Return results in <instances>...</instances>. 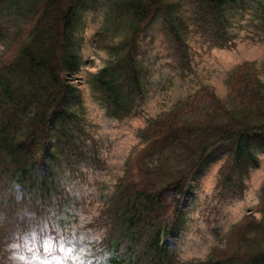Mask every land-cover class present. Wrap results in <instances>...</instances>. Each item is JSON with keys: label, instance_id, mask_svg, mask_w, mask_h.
<instances>
[{"label": "trees", "instance_id": "trees-1", "mask_svg": "<svg viewBox=\"0 0 264 264\" xmlns=\"http://www.w3.org/2000/svg\"><path fill=\"white\" fill-rule=\"evenodd\" d=\"M6 0H0V9ZM188 2L195 24L229 40L225 12L242 0H109L104 43L108 59L88 84L108 117L132 116L146 99L138 60L141 34L158 18L170 37L180 67L189 69L188 24L176 8ZM96 0H35L29 5L25 36L0 60V205L58 207L57 167L64 157L86 153L81 119L71 111L77 87L67 79L80 64L74 50L77 25ZM264 30V2L259 4ZM112 32V33H113ZM103 38V33L97 36ZM241 65L230 77L229 106L204 87L169 112L150 119L139 134L140 147L126 162L124 176L111 195V227L103 241L109 264H177L167 240L181 217L191 184L221 155L218 172L224 194L241 196L250 169L264 154V82ZM84 152V153H83ZM91 153V154H89ZM21 190L14 198L15 187ZM2 190V191H1ZM9 193H5V192ZM255 212H259L258 219ZM255 212L227 233L225 245L203 264H264V186Z\"/></svg>", "mask_w": 264, "mask_h": 264}, {"label": "rangeland", "instance_id": "rangeland-1", "mask_svg": "<svg viewBox=\"0 0 264 264\" xmlns=\"http://www.w3.org/2000/svg\"><path fill=\"white\" fill-rule=\"evenodd\" d=\"M35 0H6L0 9V60L27 31L30 3ZM94 9L83 13L77 25L79 41L74 53L79 68L67 79L77 87L71 111L81 119L87 152L96 149L98 162L91 156L64 157L57 167L58 207L0 205V264H109L103 241L111 227V195L126 171V162L140 147V132L150 119L163 115L191 98L204 87L229 106L228 83L241 65L264 82V30L259 4L264 0H242L226 9L225 31L229 40L217 46V37L195 24L194 8L188 2L176 8L188 24L186 41L189 69L180 67L170 37L158 18L140 36L141 62L146 99L130 117L114 119L88 84L90 74L108 59L100 48L116 40L119 32H107L109 0H96ZM113 32V33H112ZM103 33L99 40L96 36ZM3 58V59H2ZM84 153V152H83ZM91 154V153H89ZM226 160L221 155L191 184L181 206V217L167 240L177 264H203L211 253L224 247L228 231L242 218L255 212L264 186V154L259 167L250 169L241 196L224 194L218 186V172ZM2 191V190H1ZM9 193V192H5ZM21 190L15 187L14 198ZM259 219V212L254 213Z\"/></svg>", "mask_w": 264, "mask_h": 264}]
</instances>
